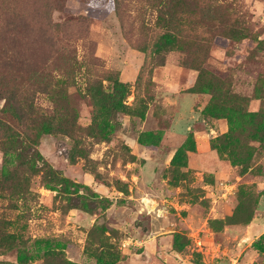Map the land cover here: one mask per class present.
<instances>
[{
	"label": "rangeland",
	"instance_id": "374dc122",
	"mask_svg": "<svg viewBox=\"0 0 264 264\" xmlns=\"http://www.w3.org/2000/svg\"><path fill=\"white\" fill-rule=\"evenodd\" d=\"M8 20L30 37L0 60V264H264V0H0Z\"/></svg>",
	"mask_w": 264,
	"mask_h": 264
},
{
	"label": "trees",
	"instance_id": "16d2710c",
	"mask_svg": "<svg viewBox=\"0 0 264 264\" xmlns=\"http://www.w3.org/2000/svg\"><path fill=\"white\" fill-rule=\"evenodd\" d=\"M19 23L13 20H8L5 24H3L2 29H0V60H1V66L3 67H13V64H15L16 56H15V47L14 42L18 40V35L22 31L18 28ZM23 29L28 28L30 32H32L31 28L29 27V24H23ZM17 27V28H16ZM26 33V32H24ZM23 34V32H21ZM24 37H30L28 34H23ZM45 41L51 40L49 36H42ZM32 42H35L36 39L31 37L30 38ZM2 78V77H0ZM1 94V93H0ZM4 95V92L2 93ZM7 97H10L9 102L11 103V108L13 110V113L18 119H25L27 110H25V107H23L22 102L18 103L16 101L15 93L13 90H9Z\"/></svg>",
	"mask_w": 264,
	"mask_h": 264
}]
</instances>
